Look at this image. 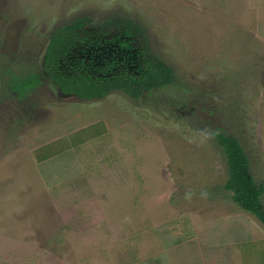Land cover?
I'll use <instances>...</instances> for the list:
<instances>
[{"label":"rangeland","instance_id":"obj_1","mask_svg":"<svg viewBox=\"0 0 264 264\" xmlns=\"http://www.w3.org/2000/svg\"><path fill=\"white\" fill-rule=\"evenodd\" d=\"M122 14L175 82L138 101L64 94L45 72L52 33ZM98 29L58 71L137 74V54ZM25 67L43 84L20 99L7 75ZM219 130L264 183V0H0V264H264Z\"/></svg>","mask_w":264,"mask_h":264},{"label":"trees","instance_id":"obj_2","mask_svg":"<svg viewBox=\"0 0 264 264\" xmlns=\"http://www.w3.org/2000/svg\"><path fill=\"white\" fill-rule=\"evenodd\" d=\"M93 22L92 18L84 16L52 33L45 56V72L64 94L75 95L83 101H92L121 92L138 101L145 95L165 89L175 82L173 69L152 52L146 29L140 23L123 14L105 19L101 24L96 25ZM97 28L105 36L119 37L122 39L121 43L137 54V74L126 70L122 74L96 79L86 74L65 76L58 71L59 62L75 47L85 42L93 43L95 38L89 37L88 30L97 31ZM7 76L10 88L20 99L31 95L43 84V76L31 72L27 67L21 69L19 75L10 72ZM213 137L228 165L226 190L241 210L254 216L264 226V183L255 179L249 157L241 142L224 130L215 131Z\"/></svg>","mask_w":264,"mask_h":264},{"label":"flooded vegetation","instance_id":"obj_3","mask_svg":"<svg viewBox=\"0 0 264 264\" xmlns=\"http://www.w3.org/2000/svg\"><path fill=\"white\" fill-rule=\"evenodd\" d=\"M44 64H45V61H44Z\"/></svg>","mask_w":264,"mask_h":264},{"label":"bare ground","instance_id":"obj_4","mask_svg":"<svg viewBox=\"0 0 264 264\" xmlns=\"http://www.w3.org/2000/svg\"><path fill=\"white\" fill-rule=\"evenodd\" d=\"M50 45V44H49ZM137 72V71H136Z\"/></svg>","mask_w":264,"mask_h":264}]
</instances>
